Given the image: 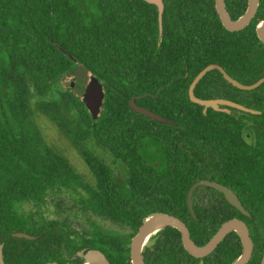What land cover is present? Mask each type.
Listing matches in <instances>:
<instances>
[{
	"label": "trees",
	"instance_id": "16d2710c",
	"mask_svg": "<svg viewBox=\"0 0 264 264\" xmlns=\"http://www.w3.org/2000/svg\"><path fill=\"white\" fill-rule=\"evenodd\" d=\"M224 1L233 20L248 2ZM162 2L158 42L157 8L143 0H0L4 264H43L63 251L103 250L106 244L122 249L142 220L157 212L188 223L194 228L193 239L203 245L217 226L204 221L197 227L186 205L189 188L201 180L230 187L245 205L264 202V83L239 90L212 70L193 90L197 98L229 100L260 114L232 108L228 114L212 109L203 114L188 97L191 81L210 64L244 85L264 76V45L255 32L264 20V0H259L250 24L236 32L223 28L214 0ZM79 69L103 86L105 98L96 120L71 84L66 90L55 88ZM82 83L78 80L76 87ZM131 98L173 125L135 112L128 104ZM37 114L77 152L92 183L47 143L36 124ZM149 144L161 152L162 169L142 156ZM105 155L122 166V180ZM78 188L86 208L131 232L96 230L90 238L76 237L65 221H36L26 213L30 203L39 206L50 191ZM16 232L37 238L12 237ZM232 236L237 256L241 246ZM230 248L228 242L219 246ZM260 249L264 251V242Z\"/></svg>",
	"mask_w": 264,
	"mask_h": 264
},
{
	"label": "water",
	"instance_id": "95a60500",
	"mask_svg": "<svg viewBox=\"0 0 264 264\" xmlns=\"http://www.w3.org/2000/svg\"><path fill=\"white\" fill-rule=\"evenodd\" d=\"M143 1L148 4L154 5L157 8L158 42H160L162 36L161 16L163 12V2L162 0H143ZM258 4H259V0H248L247 7L244 13L241 16H239L237 19L233 20L226 10L225 1L214 0V8L220 20V23L223 26V28L229 32L240 31L245 27H247L256 14ZM255 32L259 41L264 45V20H262L256 25ZM212 70L219 71L222 74L223 79L227 83L231 84L233 87L239 90H245V91L253 90L259 87L262 83H264V76H263L262 78H260L251 85H244L239 83L235 79L231 78L229 75H227L226 72L220 66L215 64L207 65L193 78V80L191 81L188 87L189 100L192 103L201 106L203 108L202 109L203 114L206 113L207 109H212L217 112H224L228 114L230 113L229 108L250 114L261 113L259 111L249 109L240 104L225 99L204 100L195 97L193 90L196 84L202 79V77L206 73ZM71 87H73L72 83H71ZM104 98H105V93L100 81L95 76H89V80L86 83L81 95V101L85 106L86 110L88 111V113L90 114L92 120H96L98 118L103 106ZM128 104L130 108L135 112L142 114L159 124L173 125V122L165 119L164 117L136 105L134 103V98H131ZM263 111H264V107H263ZM199 186H208L220 191L224 195V198L228 203L233 205L242 214H247L245 210L242 208L237 196L230 189L213 181L201 180L194 183L189 188L187 194L188 209L193 218H195V216L192 208V194L194 190ZM167 226L174 227L179 230V232L181 233V240L184 248L187 250L189 254L196 257H202L211 253L215 249L217 244L221 241V239L228 232L234 231L241 240L242 252L233 264H246L250 259L253 246L250 237L248 235L247 229L242 222L238 220H231L224 223L206 244L202 246H196L190 239L188 229L186 228L184 223H182L179 219H177L174 216L162 212H157V213H152L143 219L137 234L132 239V243H131L132 261L134 264H142L141 259L139 258V248L142 242H144L152 232H155ZM12 237L19 239H26V240H34L37 238L36 236H32L25 232L13 233ZM99 261L102 262L103 260L101 259ZM0 264H4L3 256H2V244L0 245ZM45 264H56V263H45ZM93 264H102V263L94 262ZM260 264H264V255L262 257Z\"/></svg>",
	"mask_w": 264,
	"mask_h": 264
},
{
	"label": "flooded vegetation",
	"instance_id": "af4514ba",
	"mask_svg": "<svg viewBox=\"0 0 264 264\" xmlns=\"http://www.w3.org/2000/svg\"><path fill=\"white\" fill-rule=\"evenodd\" d=\"M225 187L230 189L236 195L233 189L228 186ZM239 202L247 214H242L233 205L228 203L225 200L224 195L220 191L208 186H199L194 190L192 194V208L194 216L196 212L198 214V217L200 218V221L196 216L195 218L192 217L189 209L188 211L191 218L196 221L197 227H202L204 221H207V224L212 223L213 227L217 226L212 236L220 229V227L224 223L228 221L238 220L242 222L247 229L253 246L250 259L246 264L250 263L253 260L254 262L260 264L264 255V251L262 252L260 249L261 243L264 242V202H251L247 203L246 205L243 204L240 200ZM186 205L188 208L187 201ZM176 218L179 219L178 217ZM179 220L184 223L186 228L188 229L189 236L192 242L196 246H202L199 245V243L195 241V239H193L194 233L192 231H194V228L192 230L191 227L188 226V223L181 219ZM141 224L138 226L136 232L132 236L127 237L125 243H123L122 245V249H115L109 244H106L104 245L103 250L83 248L80 250L63 251L60 252L55 261L46 263L93 264L94 262H96L102 264H134L132 261L131 243L133 237L137 234ZM197 230H199V228ZM232 234L236 236L241 246L240 253L237 256L235 255V249L233 248V245L237 243V240L234 236L231 237ZM75 236L73 237L75 238ZM211 237L209 238V240L211 239ZM227 242L230 247L232 246V248H230L229 250L219 249V246L221 244L225 245ZM241 252V240L236 232L232 231L228 232L221 239V241L217 244V246L211 253L202 257L192 256L184 248L181 240V233L179 232V230L174 227L167 226L160 230L152 232L147 237V239L142 242L139 248V258L141 259L142 264H233L240 256ZM100 258L103 260L102 262L99 261L101 260Z\"/></svg>",
	"mask_w": 264,
	"mask_h": 264
},
{
	"label": "rangeland",
	"instance_id": "374dc122",
	"mask_svg": "<svg viewBox=\"0 0 264 264\" xmlns=\"http://www.w3.org/2000/svg\"><path fill=\"white\" fill-rule=\"evenodd\" d=\"M89 74L79 69L76 75L64 77L55 88L66 90L67 86L73 84L72 89L77 90V95L81 96L86 83L89 80ZM78 80H81L82 87H76ZM54 88V89H55ZM53 91L49 96H53ZM36 124L39 126L45 140L58 148L70 161L76 171L83 175L87 181L92 183L91 176L82 162L77 152L67 143L58 130L41 115L35 116ZM144 159L157 169L164 166V158L161 152L153 145L149 144L141 151ZM106 163L114 170V175L122 180L124 170L122 166L114 162L109 156L105 155ZM82 191L77 189H61L50 191L43 203L39 206L30 203L27 207V214H30L34 220H60L65 221L76 236L90 237L97 231L129 232L127 227L119 226L109 220H104L96 216L90 209L81 203Z\"/></svg>",
	"mask_w": 264,
	"mask_h": 264
}]
</instances>
